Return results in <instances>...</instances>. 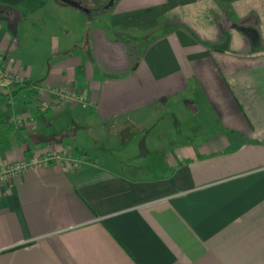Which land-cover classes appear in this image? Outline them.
I'll return each mask as SVG.
<instances>
[{
	"label": "crops",
	"instance_id": "1",
	"mask_svg": "<svg viewBox=\"0 0 264 264\" xmlns=\"http://www.w3.org/2000/svg\"><path fill=\"white\" fill-rule=\"evenodd\" d=\"M47 5L0 4V66L28 83L0 94V167L83 163L0 185V264H264V0H139L87 24L86 49ZM62 84L92 109L39 113L30 86ZM101 124L127 151L113 166L89 151Z\"/></svg>",
	"mask_w": 264,
	"mask_h": 264
},
{
	"label": "rangeland",
	"instance_id": "2",
	"mask_svg": "<svg viewBox=\"0 0 264 264\" xmlns=\"http://www.w3.org/2000/svg\"><path fill=\"white\" fill-rule=\"evenodd\" d=\"M45 3H48L47 7L42 10L40 16L45 20H49L51 23H59V27L63 34L73 36L79 42V44L86 49L85 44L83 43L84 36L87 34L90 27L86 25L89 24L91 28L93 26H101L104 27L106 25V18L111 14L127 8L129 6H134L136 3H139V0H115L113 4L108 7V4L111 0H70L77 2L82 8L88 11V14L81 12L78 9L69 7L57 0H43ZM49 29V28H48ZM49 31V30H48ZM126 38L127 35H125ZM134 43H136L137 47L144 46V42L141 40L134 39V36L130 38ZM32 40V39H31ZM44 43H49L50 39H39ZM68 41L70 39H67ZM249 40V39H248ZM213 48H221L227 51H231L229 45H217L212 44ZM219 46V47H218ZM255 50H261V45H254ZM178 100L182 101L181 98ZM177 105L176 103H174ZM177 106L181 107V104ZM103 124L93 126V128L89 131L88 138V146L91 156L94 158H101V155H105L107 159V166L116 165V161L123 160V157L126 156V150H120L117 145H115L116 141H113V137H108L107 132L104 130ZM82 132L79 134L81 135ZM112 136V135H111ZM96 142V143H95ZM110 143L115 145L114 147H110V151H106V153L101 152L102 144ZM87 144V143H86ZM91 148V150H90ZM98 148V149H97ZM135 152V151H133ZM132 153V152H131ZM140 157H133V154L130 155V164L138 163ZM111 164V165H110ZM116 167V166H114Z\"/></svg>",
	"mask_w": 264,
	"mask_h": 264
},
{
	"label": "built area",
	"instance_id": "3",
	"mask_svg": "<svg viewBox=\"0 0 264 264\" xmlns=\"http://www.w3.org/2000/svg\"><path fill=\"white\" fill-rule=\"evenodd\" d=\"M25 78L20 75L6 70L0 66V94L5 93L11 96L18 88L25 85ZM32 94V102L37 111L41 114L46 113L51 104L59 105L63 101H70L78 104L83 110H91L92 104L86 99L85 95L79 89L62 85H44L30 86ZM13 122L23 127L25 125L24 118L21 114H15ZM52 163L65 165L74 170H79L83 161L67 158H59L57 151L47 149L42 155H32L28 159L15 161L4 164L0 167V185L3 182H10L23 177L30 170L42 169Z\"/></svg>",
	"mask_w": 264,
	"mask_h": 264
},
{
	"label": "trees",
	"instance_id": "4",
	"mask_svg": "<svg viewBox=\"0 0 264 264\" xmlns=\"http://www.w3.org/2000/svg\"><path fill=\"white\" fill-rule=\"evenodd\" d=\"M0 4L19 9L22 19L25 20L31 14L43 8L45 2L43 0H0ZM27 86L28 83L22 85L19 90L24 89ZM2 122V115L0 111V124H2Z\"/></svg>",
	"mask_w": 264,
	"mask_h": 264
},
{
	"label": "water",
	"instance_id": "5",
	"mask_svg": "<svg viewBox=\"0 0 264 264\" xmlns=\"http://www.w3.org/2000/svg\"><path fill=\"white\" fill-rule=\"evenodd\" d=\"M57 1H59V2H61V3H63V4H65V5H67V6H69V7H72V8L78 9V10H80L81 12H83V13H85V14H88V11H87L86 9L82 8V7H81L77 2H75V1H70V0H57ZM114 1H115V0H111V1L109 2V4H108V7H110V6L113 4Z\"/></svg>",
	"mask_w": 264,
	"mask_h": 264
},
{
	"label": "flooded vegetation",
	"instance_id": "6",
	"mask_svg": "<svg viewBox=\"0 0 264 264\" xmlns=\"http://www.w3.org/2000/svg\"><path fill=\"white\" fill-rule=\"evenodd\" d=\"M59 2V1H58Z\"/></svg>",
	"mask_w": 264,
	"mask_h": 264
}]
</instances>
